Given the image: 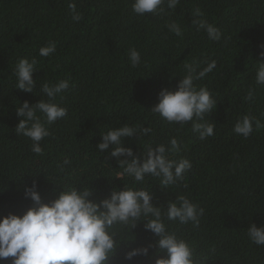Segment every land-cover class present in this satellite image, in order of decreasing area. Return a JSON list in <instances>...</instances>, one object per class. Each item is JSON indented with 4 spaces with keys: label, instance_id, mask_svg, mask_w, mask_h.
I'll list each match as a JSON object with an SVG mask.
<instances>
[{
    "label": "trees",
    "instance_id": "1",
    "mask_svg": "<svg viewBox=\"0 0 264 264\" xmlns=\"http://www.w3.org/2000/svg\"><path fill=\"white\" fill-rule=\"evenodd\" d=\"M71 3L81 20H73ZM133 3L0 0V218L23 215L34 206L25 196L34 183L43 203L69 186L89 188V199L96 203L113 190L132 187L152 194L167 230L193 249L195 264H264V246L247 235L250 224H264V85L255 82L264 62V0H180L175 10L165 4V12L157 15H137ZM196 9L201 17L193 15ZM201 19L220 30V41L197 31L194 21ZM171 23L180 25L182 36L169 31ZM49 42L56 44L55 52L41 57L40 48ZM130 48L141 55L136 67L129 60ZM22 58L37 62L32 93L16 89L15 69ZM212 60L215 69L195 81L217 104L195 121L214 125L213 135L201 140L192 121L169 123L151 109L162 89H177L185 64L198 72ZM60 80H70V89L52 102L66 108L67 115L45 122L50 135L40 142L42 154H36L31 139L15 131L21 119L16 109L24 101H48L43 85ZM249 89L255 92L252 101L245 100ZM246 114L261 124L257 129L254 123L247 138L233 130ZM125 125L151 129L123 140L141 162L149 149L176 138L179 150L168 156L190 161L184 178L165 188L160 178L146 176L135 183L122 175L111 146L100 152L96 145L109 130ZM180 196L204 209L199 227L167 219L169 203ZM151 218L142 217L134 227L114 226L117 247L107 264H155L167 257L157 249L159 237L145 229ZM148 246L149 256L125 258L132 249ZM12 259L0 264H12Z\"/></svg>",
    "mask_w": 264,
    "mask_h": 264
},
{
    "label": "clouds",
    "instance_id": "2",
    "mask_svg": "<svg viewBox=\"0 0 264 264\" xmlns=\"http://www.w3.org/2000/svg\"><path fill=\"white\" fill-rule=\"evenodd\" d=\"M179 2L180 0H134L132 10L137 15H157L165 12V4L168 9L175 10ZM69 7L73 12V20H81L82 14L77 12L76 5L71 3ZM193 15L201 17L203 13L196 9ZM194 23L197 31L207 32L209 39L221 40L222 34L214 25L203 19ZM168 28L176 36L183 34L177 23L169 24ZM55 50L56 44L49 42L47 46L40 48L39 55L48 57ZM129 60L133 67L140 64L141 55L135 48L129 49ZM36 63L35 59L19 60L15 69L16 89L33 92L36 86L33 79ZM215 67V60L198 72L193 65L185 64L186 75L179 81L177 89H162L159 102L151 110L169 123L184 124L192 121L193 131L199 133L201 140L212 136L213 124L195 121L203 120L205 114L211 113L217 104L210 91L205 87L198 88L195 81L204 78ZM255 82L257 85H264V62L259 63ZM69 89L70 80H60L54 85L44 84L42 91L48 101L41 99L32 105L24 101L16 109V114L21 119L15 131L31 139L34 153L42 154L40 142L50 135L46 123L52 124L67 115L66 108L52 101ZM254 96V90L249 89L245 100L252 101ZM37 113H41L44 119ZM254 123L257 129L261 127L259 120L246 114L238 120L233 130L247 138L253 132ZM150 131L147 127L137 129L125 125L102 135V142L96 146L100 152L111 146L110 154L118 159L119 167L123 168L122 175L133 178L135 183H143L146 176H152L160 178L161 185L166 188L182 180L192 165L188 159L169 158L168 153L179 150L176 138L170 139L168 146L161 144L155 149H149L142 162L132 148L123 146L125 137L147 135ZM120 157L124 159H119ZM62 189L50 203L42 202L35 183L25 189V196L33 201L34 206L23 215L9 214L0 218V260L11 257L12 264H107L117 247L114 226L131 223L134 227L135 221L151 216V219L145 220V229L159 237L156 241L157 249L167 254L166 258L156 259L155 264H195L193 249L185 240L167 230L162 213L151 202L152 194L148 191L124 187L123 190H113L108 198L96 203L89 199L92 192L87 187L69 186ZM203 212L204 209L198 208L187 197L180 196L177 202L169 203L166 215L168 220L199 227V217ZM247 235L255 245L264 246V224L259 227L254 223L250 224ZM150 247L132 249L125 258L132 260L138 255L149 256Z\"/></svg>",
    "mask_w": 264,
    "mask_h": 264
}]
</instances>
